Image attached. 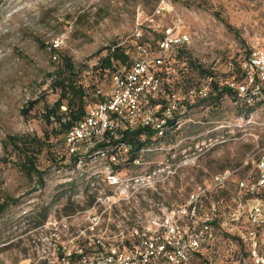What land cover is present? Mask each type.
Wrapping results in <instances>:
<instances>
[{
    "label": "rangeland",
    "instance_id": "374dc122",
    "mask_svg": "<svg viewBox=\"0 0 264 264\" xmlns=\"http://www.w3.org/2000/svg\"><path fill=\"white\" fill-rule=\"evenodd\" d=\"M139 13L142 26L135 36ZM150 17L154 21L148 28ZM171 27L188 41L162 55L170 90L181 93L201 83L205 77L198 68L221 87L237 81L250 49L263 44L264 0L0 1V205H7L0 214V264H47L42 226L87 211L96 201H136L131 214L135 209L148 214L184 204L201 188L205 195L197 216L214 206L224 214V224L239 193L245 212L255 199L264 203L262 191L252 195L237 190L240 181L257 183L264 175V107L259 103L245 114L246 106L234 95L223 94L213 102L196 100L163 144L154 145L138 162L128 164L126 158L118 166L105 159L72 161L58 126L41 117L43 106L58 98L50 86L58 55L83 70L87 87L98 81L95 69L109 50L133 47L142 37L145 49L139 54L153 60L160 54L157 42ZM54 45L57 52L52 54L49 48ZM115 68L124 69L119 64ZM111 72L103 73L98 90H110ZM34 100L38 104L22 116L21 110ZM12 137L17 148L24 145L36 155L42 182L20 169L24 158L10 143ZM110 170L118 179L112 186L106 179ZM225 172L227 181L216 187L214 176ZM127 209L122 205L117 210ZM246 220L243 214L244 225ZM213 229V246L201 250L196 264L253 263L248 247L227 227Z\"/></svg>",
    "mask_w": 264,
    "mask_h": 264
},
{
    "label": "built area",
    "instance_id": "2783aa9c",
    "mask_svg": "<svg viewBox=\"0 0 264 264\" xmlns=\"http://www.w3.org/2000/svg\"><path fill=\"white\" fill-rule=\"evenodd\" d=\"M141 15L139 13L136 20L135 36H140ZM153 21L152 17L148 19V28ZM187 41L184 35L176 34L175 28L171 27L163 31L157 48L160 54L153 60L146 54L145 58L139 54L144 48L137 47V55L143 58L136 56L128 70H116L111 75L110 90H97L96 94L102 100L95 106L89 105L82 120L65 134L66 153L79 154V161L85 157L105 159V152H90L104 142L106 133L116 140L118 127L134 129L139 124L151 126L161 135L166 118L173 115L178 105L184 101L207 99L212 85L216 83L212 76L184 92L170 91L165 94L168 105L160 117L155 114L157 106L152 105V101L160 91V82L153 74L152 66H160L164 53ZM240 70L237 81L226 85L235 89L234 97L239 101L251 105L259 103L264 107V41L250 49ZM131 148L130 144H124L117 148V152L128 155ZM118 153L110 158V164L117 162ZM108 172L106 179L109 186L117 184L113 171ZM228 176V172L215 175V186L224 185ZM261 177L257 183L240 181L238 193L253 195L258 191L264 192V175ZM204 193L205 190L198 188L184 204L162 207L156 213L144 214L135 209L131 214V206L136 205V201L109 200L96 201L87 211L79 214L50 219L42 226L44 250L50 257L47 264H196L202 255L201 250L208 252L213 246L214 226L227 227L228 233L247 246L252 264H264V231L259 237L257 234L259 229H264V203L255 199L245 212L244 195L239 193L229 211V222L224 224V214L221 215L214 206L203 211L201 217L197 216L201 194ZM122 205L128 209L118 212V207ZM103 213L106 215L103 216ZM243 214L247 217L246 225L250 227L243 224ZM220 219L222 222L217 223Z\"/></svg>",
    "mask_w": 264,
    "mask_h": 264
},
{
    "label": "trees",
    "instance_id": "16d2710c",
    "mask_svg": "<svg viewBox=\"0 0 264 264\" xmlns=\"http://www.w3.org/2000/svg\"><path fill=\"white\" fill-rule=\"evenodd\" d=\"M1 1V0H0ZM163 34V33H162ZM142 37L136 38V45L133 47H115L109 50L108 54L101 57L98 62V67L96 71L98 81L93 83L92 85H88L87 87L83 84L82 72L83 70L76 69L73 62L68 57H62L58 55V71L52 77V82L50 86L54 91L58 93V98L53 101L50 105L48 103L43 106L41 117L44 122L48 125H57L58 126V134L62 135L63 145L66 150V146L64 143L65 134L74 126L76 123L82 120L86 113V109L89 105L95 106L101 100L102 97L99 94H96L98 88L96 85L98 83L103 82V73L109 74L111 71V75L117 70L115 65H123V68L126 70L130 69L132 66L134 58L130 57L128 53H136L137 47H143ZM162 38V36H161ZM160 38V39H161ZM159 39V40H160ZM159 42V41H158ZM157 42V48H158ZM179 46L173 47L178 49ZM50 52L55 54L57 51L54 47H50ZM145 49V48H144ZM172 49V48H171ZM170 49V50H171ZM166 68L165 61H162L160 66H152L153 74L159 79L160 87L159 92L156 95V98L152 101V105L157 106L156 116H161L164 112L165 107L168 105V102L165 99V94L170 93V84L168 83V77L166 76ZM201 76L205 78L211 76L210 73L206 72L202 68L197 69ZM92 72V71H91ZM108 72V73H107ZM241 75V72H240ZM111 84V77H110ZM223 94L234 95L235 91L229 87L228 85H224L219 87L217 83H214L211 87L210 94L207 99L200 100V102L207 101H217ZM235 98V97H234ZM238 103L242 104L243 102H239L238 99L235 98ZM199 101V100H197ZM196 101V102H197ZM192 103L195 102H182V104L178 105L173 115L169 118H166V123L163 126L161 131V135L158 134V130H154L151 126H141L137 125L134 129H123L118 127V139L112 140V137L109 133H106L105 140L103 143L97 145L95 149H93L90 153L96 151L105 152V160L109 163L110 158L118 153L117 148L124 144H130L131 150L128 155H120L117 154V162L111 163L112 165H121L123 159L128 160V164H132L133 162H138L139 156L146 154V149H151L156 144H163V141L168 137V134L176 129L178 125V119L182 117L181 115L187 113V107H190ZM38 104V101H28L27 105L21 110V115L27 117L28 114L33 110V108ZM246 107L245 114H249L251 112V104H243ZM63 107L65 109H63ZM15 138H10V143L17 148V143L15 142ZM24 158V160L19 164L20 169L25 171L27 174L31 175L34 173L38 176L39 182H42L41 175L42 173L37 170L35 165V156L29 153V148L23 145L22 149L17 148ZM34 152V151H33ZM36 152V151H35ZM72 161H76L80 158V155H68ZM90 159V157H85L82 160ZM132 162V163H130ZM7 205H0V214L6 208ZM46 216V215H45ZM44 216V219H45Z\"/></svg>",
    "mask_w": 264,
    "mask_h": 264
}]
</instances>
